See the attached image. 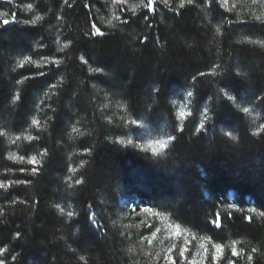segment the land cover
Here are the masks:
<instances>
[{"label":"trees","instance_id":"obj_1","mask_svg":"<svg viewBox=\"0 0 264 264\" xmlns=\"http://www.w3.org/2000/svg\"><path fill=\"white\" fill-rule=\"evenodd\" d=\"M32 1L40 20L25 25L12 9L17 23L0 28V179L9 186L0 189L5 264H148L120 225L125 198L196 235L233 242L235 264H264V129L251 134L236 106L244 101L264 116V17H238L217 0L186 1L184 8L153 0V11L145 1L135 14L118 5L120 19L105 26L100 0ZM5 5L13 7L0 0V10ZM93 24L104 35L93 36ZM98 67L101 73L89 71ZM221 88L230 89L236 103ZM179 91L193 97L177 130L172 98ZM116 106L163 124L175 139L160 156L122 146ZM205 107L209 120L196 133ZM6 134L21 136L17 148L36 156L38 174L7 156ZM16 232L20 238L13 240Z\"/></svg>","mask_w":264,"mask_h":264},{"label":"rangeland","instance_id":"obj_2","mask_svg":"<svg viewBox=\"0 0 264 264\" xmlns=\"http://www.w3.org/2000/svg\"><path fill=\"white\" fill-rule=\"evenodd\" d=\"M2 1L8 3L7 0ZM145 1L147 0H126L124 3H114L113 0H100L102 15L99 21L102 25L110 26L120 19L117 11L118 5H125L129 9H133L134 7L138 8L143 6ZM160 1L165 3V0ZM170 1L181 4L187 0H168V3ZM217 1L219 3V0ZM11 4L13 7L5 5L4 8L0 10V14H7L0 15V19H11L10 14L14 10H17V19L21 23L25 20H36L38 13L35 10V4L32 0H12ZM223 8L236 14L238 17H242V15L253 18L264 17V0H228L227 5ZM117 17H119V19H117ZM44 61L46 60L42 62ZM187 92L188 91H179L172 98V108L177 122V130H180L184 121L190 116L192 98L187 96ZM239 105L241 111L243 107H248L250 109L249 113H244L242 111L247 118L250 133L260 132L262 130L260 129V125L264 124V116L261 112L258 111L256 107L250 105H244L243 103ZM181 111L189 115L181 119L179 116ZM203 112L204 109L199 114L197 126L200 122H207L204 121ZM112 114L116 124L123 125L120 134L116 136V140L124 141L125 143H120L124 147L143 151L152 156H160L172 141H169L171 132L163 124L157 126L149 124L143 116V119L133 118L127 115L119 106L112 109ZM133 121H136V123H133ZM27 136L29 135H23L24 138ZM18 137L21 138V136ZM17 140L16 137L6 134V142L8 145L7 156L15 162L22 163L26 167H31L32 170L35 165H30L27 161L32 157L36 158V156L34 154H24L22 151H19L17 148ZM128 140H132V144H127L126 142ZM158 141L169 142L165 149L157 154H153L148 145L158 147ZM11 157H15V159ZM21 157H24V159L21 160ZM0 182L7 184L1 179ZM228 195L229 198L232 197L231 192ZM119 205L121 206L120 225L123 229H126L128 239L135 247L136 253L143 256L148 264H169V258L174 260L175 264H228L229 261L234 262L232 251L235 244L233 242L222 245L205 236L196 235L173 223L166 215L155 212L149 206L144 203L141 204L140 201L134 198L121 199ZM137 206L139 207L137 208ZM149 208L151 211H146V209ZM232 208V205L227 207V209ZM134 209H136V211H133ZM149 241L151 242L149 243ZM217 246L220 247V251H217ZM182 251L184 253L183 256L180 254Z\"/></svg>","mask_w":264,"mask_h":264},{"label":"snow or ice","instance_id":"obj_3","mask_svg":"<svg viewBox=\"0 0 264 264\" xmlns=\"http://www.w3.org/2000/svg\"><path fill=\"white\" fill-rule=\"evenodd\" d=\"M7 2H8L9 4H11V3H12V0H7ZM113 2H114V3H124V2H126V0H113ZM165 3H168V0H165ZM187 3H188V4H192V3H193V0H187ZM219 3H220V6H221V7H225V6L227 5V3H228V0H219ZM87 6H88V5H85V7H87ZM29 7H31V6H29ZM179 7H180V8H184V7H185V4L182 2V3L179 5ZM147 8H148V11H153V10H154V8H153V0H147ZM132 11H133V13L135 14V12H136V8L134 7V8L132 9ZM177 14H179V13H177ZM0 15H7V14H0ZM10 15H11L12 19H0V28H5L6 26H8V25H10V24H12V23H17V20H16V13H15V12H12ZM40 19H41V17L37 16V17H36V20H32V21L25 20L23 23H24L25 25H28V24H33V25H34V24L36 23V21H37V20H40ZM117 19H119V17H117ZM144 19L147 20V19H148V16L145 15V16H144ZM256 19H257V20H260V17H257ZM228 22H229V23H232L231 20H229ZM262 23H264V22H262ZM147 27H151V25H147ZM92 28L95 29V31H93V33H92L93 36H95V35H101V36L104 35V33H102V32L100 31V29L96 27L95 24L92 25ZM217 31L219 32V28L217 29ZM147 40H148V37L145 36V37H144V40L140 41V43H141V44H144V43L147 42ZM65 47H67V45H65ZM25 59L27 60L28 58L26 57ZM81 60H82L83 63H87V61L83 60V58H81ZM24 63H25V61H21V62H20V65H18V67H21V68H22V67L24 66ZM55 63H58V61H55ZM89 71H90V72H93V71H94V72H96V73H101L103 70H102V68H99V67H98V68H96V69H91V68H89ZM40 74L43 75V73H40ZM198 75H199V76H204L205 73L201 72V73H199ZM25 79H29V77H25ZM192 79L195 81V80L197 79V77L194 76ZM17 83H22V81H17ZM49 87H50V88H55L56 85H55V84H50ZM220 91L223 92L224 96L226 97V99H227L228 101H232L233 103H236V97H235L234 95H230V94H229V92L231 91L230 89L226 90V89H224V88H221ZM187 96H188L189 98L193 97V92H192V91H188V92H187ZM15 99H16V100H19L20 97L17 96V97H15ZM260 99H262V97L258 96V97H257V100H260ZM243 102H244V101H241L240 103H243ZM236 106L239 107L240 105L237 104ZM242 111H243L244 113H249L250 109H249L248 107H243V108H242ZM207 112H208V108L205 107V108H204V112L202 113L203 118H204V121L209 120V117L207 116ZM186 115H189V114H188V113H185V112H183V111H181L180 114H179V116H180L181 119H183ZM138 118H139V119H143V117H138ZM38 123H39V122L36 121V120H33V121H32V124H33V125H38ZM133 123H136V121H133ZM205 128H206L205 123H204V122H200L199 125L195 128V132H196V133H200L202 130H205ZM260 129H264V124H261V125H260ZM77 131H78V129H76V128H72V132H77ZM181 131H182V129H181ZM252 134H253L254 136H256V135H259L260 133H259V131H258V132H253ZM225 135L231 137L232 140H236V137H235L234 135H232L231 132H226ZM17 139H20V138L17 137ZM26 139H27L28 141H32V140H33V137H32L31 135H29V136L26 137ZM174 139H175V138L172 137V136L169 137V141L174 140ZM169 141H158V142H157L158 147H153L152 145H148V147L151 148L153 154H157V153H159L161 150H163V149L166 148V146H167V144H168ZM118 142H119V143H125L124 141H118ZM126 143H127V144H132V140H128ZM47 154H48L47 151H45L42 155H47ZM11 158H12V159H15V157H11ZM20 159L23 160L24 157H21ZM27 163L30 164V165H36V164H38V161L36 160L35 157H32V158L28 159ZM21 171H23V169H22ZM70 171L73 172V173H75V172H76V169L73 168V169H70ZM32 174H33V175L38 174V169L35 168V167H33V169H32ZM26 182H27V181H24V180H18V181H16V183H18V184H23V183H26ZM81 183H82L81 180H76V184H81ZM8 187H9V186H8L7 184L0 182V189H4L5 191H7ZM13 203H15V201H13ZM56 207L59 208V210H60L61 212H63V208H60L59 205H56ZM138 207H139V206H137V208H138ZM133 211H136V209H134ZM146 211H151V209H150V208H149V209H146ZM68 215H69V216H72V213H68ZM262 215H264V213H262ZM88 219L91 221V220H92V217H88ZM245 219H246V220H250L249 217H245ZM220 220H221V217L219 216V214H217V216H216L215 220L213 221V223H214L217 227H219V226H220V224H219ZM19 238H20V233H19V232L14 233V235H13V240H17V239H19ZM150 242H151V241H149V243H150ZM8 251H9L8 248H6V247H0V257H4L5 253L8 252ZM217 251H220V247H219V246H217ZM252 251H253V252H256L257 250H256L255 248H253ZM180 254H181V256H183V255H184L183 251H182ZM17 255H19V254H17ZM17 255H12L11 259H12L13 261H16V260H17ZM232 255H233V256L238 255V253L236 252L235 249H233V251H232ZM80 258L83 259V257H80ZM214 259H215V257H214ZM248 259H249V261H251V260H252V257L249 256ZM0 264H5V259L0 258ZM169 264H175L174 260H172L171 258H169ZM228 264H234V262H233V261H229Z\"/></svg>","mask_w":264,"mask_h":264}]
</instances>
